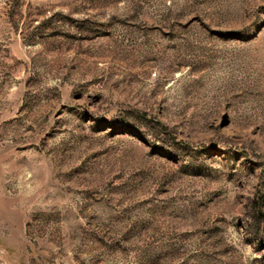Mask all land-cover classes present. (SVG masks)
Returning a JSON list of instances; mask_svg holds the SVG:
<instances>
[{
  "label": "rangeland",
  "instance_id": "374dc122",
  "mask_svg": "<svg viewBox=\"0 0 264 264\" xmlns=\"http://www.w3.org/2000/svg\"><path fill=\"white\" fill-rule=\"evenodd\" d=\"M0 264H264V0H0Z\"/></svg>",
  "mask_w": 264,
  "mask_h": 264
}]
</instances>
